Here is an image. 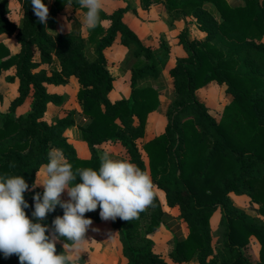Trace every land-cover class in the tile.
I'll return each mask as SVG.
<instances>
[{
  "label": "trees",
  "instance_id": "trees-1",
  "mask_svg": "<svg viewBox=\"0 0 264 264\" xmlns=\"http://www.w3.org/2000/svg\"><path fill=\"white\" fill-rule=\"evenodd\" d=\"M18 1L23 14L19 24L10 19L9 0H0V35H16L21 47L18 54H12L0 43V75L15 68L8 82H19V96L8 112L0 111V175L23 176L29 185L24 193L29 218L33 196L43 193L32 185L47 163L50 148L61 149L73 170H98L102 146L113 142L126 150L130 162L148 172L153 185L164 192L167 206L178 207L179 220L186 223L189 233L185 237L173 234L175 248L169 258L174 263L196 259L197 264H264V0H141L145 9L154 2L164 3L170 13L192 16L206 34L204 40L190 39L186 30L179 36L184 56L168 70L174 92L165 131L142 146L148 165L139 141L145 137L149 115L161 109L160 81L168 68L171 46L164 38L159 46H145L124 22L128 8L110 15L101 10L100 23L85 36L79 25L68 33L57 31L56 16L67 0L53 3L47 20L51 31L39 23L30 0ZM43 2L49 8V1ZM105 20L111 22L107 29L102 24ZM118 38L129 49L132 93L112 102L113 77L105 51ZM42 65L48 69H41ZM72 76L80 84L78 104L87 118L79 131L91 152L89 159L80 158L65 135L76 124L75 111L52 123L45 120L49 104L67 101L66 96L50 93L47 86L66 85ZM213 82L225 87L232 98L220 118L212 115L199 95ZM29 98L28 115L16 116L17 108ZM154 192L153 204L138 218L111 220L127 264H168L154 251L151 236L161 226L172 232L171 216ZM232 193L250 197L262 217L238 208ZM218 210L220 237L215 246L211 219ZM99 211L98 206L85 217L100 223ZM56 216H63L59 205L43 221L49 227L46 235L53 234ZM252 237L260 244L255 263L243 251ZM59 242L63 244V238ZM56 249L57 254L63 251L62 245L56 244ZM0 264L20 262L16 255L6 258L0 252Z\"/></svg>",
  "mask_w": 264,
  "mask_h": 264
},
{
  "label": "clouds",
  "instance_id": "clouds-1",
  "mask_svg": "<svg viewBox=\"0 0 264 264\" xmlns=\"http://www.w3.org/2000/svg\"><path fill=\"white\" fill-rule=\"evenodd\" d=\"M75 2L85 9L80 24L90 30L96 28L103 0ZM30 3L39 23L51 31L47 28L48 6L43 0H30ZM72 3L73 0H67L66 9H71ZM67 23L69 26L70 22ZM98 159V170L91 167L73 170L61 149L50 148L47 163L41 166L43 179L32 185L33 189L42 186L43 193L33 196L31 218L25 212L29 205L24 193L29 185L23 176L0 175V252L6 258L16 255L20 264H79L89 242L85 234L93 223L85 213L99 206L102 220L130 221L153 204L154 185L148 172L128 160L114 158L108 151H102ZM65 192L68 199L62 200ZM57 205L63 209V216L54 218V232L46 235L49 227L43 221ZM61 238L63 251L57 254L56 243Z\"/></svg>",
  "mask_w": 264,
  "mask_h": 264
},
{
  "label": "crops",
  "instance_id": "crops-1",
  "mask_svg": "<svg viewBox=\"0 0 264 264\" xmlns=\"http://www.w3.org/2000/svg\"><path fill=\"white\" fill-rule=\"evenodd\" d=\"M48 1L50 14L51 7L55 0ZM228 1L235 2L237 0ZM9 8L11 11L10 19L19 24L23 17L20 2L18 0H9ZM125 8H128V11L124 16L125 24L140 38L145 46H159L161 38H164L172 48L168 68L163 73V81H160L163 85L161 91V109L159 112H153L149 115L145 137L139 141L144 159L148 165V158L142 146L157 136H160L165 131L167 125L165 122V120L167 121L166 113L171 104V97L174 92L173 79L168 70L176 64L178 57L184 56V50L179 44V36L184 30H186L190 39L204 40L206 34L199 29L195 18L192 16H184L183 14L177 12L170 13L164 3L154 2L148 9H145L142 6L141 0H103L102 11H104L107 15H110L119 9ZM83 12L84 11L78 8L74 2L72 3L71 9H66L65 5L64 9L56 16L57 31L68 33L74 28V26L79 25L83 34L88 36V29L83 27L79 20ZM65 17L67 18V22H70L69 26L65 21ZM49 18L50 15L48 16V19ZM102 24L104 28L107 29L111 22L109 20H105ZM0 43L6 45L12 54H18L21 51L16 35L2 34L0 35ZM105 55L108 61V69L113 77V89L109 95L110 100L115 102L123 98L130 97L132 93V71L130 69L132 61L129 59V49L124 47L121 44L120 38H118L112 47L105 51ZM36 59L38 60V56H36ZM41 69H48V67L46 65H42ZM15 72V68H11L0 75V111L4 113L9 111L12 102L19 96L18 80L16 79L14 82H8V77L14 76ZM217 87L220 89V86L213 82L199 91L201 99L208 105L209 108L210 104L202 92ZM47 89L52 94L66 96L67 101L62 105L49 104L45 114V120L48 123H52L56 119L66 117L68 112L75 111L76 124L73 129L66 131L65 135L69 142L75 146L79 157L82 159H89L91 157V152L88 145L80 139L79 125L81 123L85 124L87 122V118L81 114L80 106L78 104V93L80 90L78 79L72 76L68 79V83L66 85H48ZM228 96L231 97L230 95ZM231 99L229 98L227 104H229ZM166 102H168V104H165ZM31 103L32 99L29 98L22 106L18 107L16 116H27L31 110ZM165 105H167L166 111ZM158 120H160L162 128L158 127ZM102 148L104 151L110 152L114 158L129 161V155L119 144L107 142L102 146ZM38 172L40 175L38 177L36 175L37 183L43 179V172L41 168ZM37 187L43 189L42 186ZM154 189L162 201L164 211L171 216L170 220H168V226L173 232L169 231L165 226H161L156 233L151 236L155 243L154 251L162 255L168 264H176L169 258V254L175 247V238L173 234L185 237L188 235L189 230L186 223L179 220L180 212L178 207L171 208L167 206L165 204L166 199L165 201L162 200L159 193V191L163 194L164 192L157 190L156 188ZM231 197L235 200L241 196H237L232 193ZM61 199H68L66 192L62 194ZM92 222V225H90L88 229L91 230L95 236L99 238V240H104V243H106L105 245L107 246V251L111 254L110 258L107 254L105 260L99 261V264H127V260L122 254V245L119 240L118 232L113 229L112 221L103 220L100 223L94 221ZM251 243L254 247H258L259 252L260 244L258 240L253 237L251 239ZM185 264H197V261L196 259H193L191 262Z\"/></svg>",
  "mask_w": 264,
  "mask_h": 264
},
{
  "label": "rangeland",
  "instance_id": "rangeland-1",
  "mask_svg": "<svg viewBox=\"0 0 264 264\" xmlns=\"http://www.w3.org/2000/svg\"><path fill=\"white\" fill-rule=\"evenodd\" d=\"M225 90H226L225 87L220 86V89L217 87V88H211L205 92H202L210 104V111L212 115H214L216 118H220L225 105L229 101V98L231 99V97L226 95ZM165 104H168V102H166ZM166 109H167V105H165V111ZM158 122H159L158 127L162 128V124L160 123V120H158ZM165 122L167 123L166 120ZM154 188L159 190L156 185H154ZM159 193H160L162 200L165 201L164 194L161 193L160 191ZM233 202L238 208L244 210L249 215L262 217L261 215H259V211H258L259 206L251 202L250 197L246 195H241V197L233 200ZM220 221H221V213L218 210L214 214L213 218L211 219L212 232H213V244L215 246H217V240L220 237L219 236ZM85 238L88 239L89 242L85 245V251L81 255L79 264H99V261L105 260V258L107 257V254L109 255V258L111 257L110 252L107 251V246L105 245L106 243H104V240L102 239L99 240V238L95 236V234L91 230L89 229L87 230ZM251 239H250V244L247 247H245L243 251L247 255V257L252 262L255 263L259 260L260 248L258 252V247L256 248L252 245ZM56 244L62 245L59 241Z\"/></svg>",
  "mask_w": 264,
  "mask_h": 264
}]
</instances>
